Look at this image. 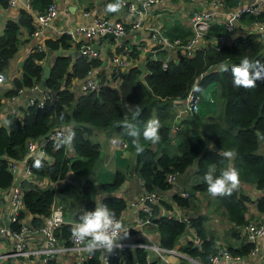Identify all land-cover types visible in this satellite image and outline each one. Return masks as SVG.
Returning <instances> with one entry per match:
<instances>
[{"label": "trees", "instance_id": "trees-1", "mask_svg": "<svg viewBox=\"0 0 264 264\" xmlns=\"http://www.w3.org/2000/svg\"><path fill=\"white\" fill-rule=\"evenodd\" d=\"M51 1L30 0V5L33 11L40 12ZM238 1L223 0L226 6H235ZM120 5V0H109L108 12ZM255 19L264 21V11L242 13L239 21L251 24ZM155 26L171 40L176 37L186 40L191 35L190 28L177 15L170 20L162 19ZM33 29V15L24 8L18 11L17 19H6L0 31V72H4L19 45L27 40L20 38L22 30L31 33ZM226 35L224 25L213 22L206 34V39L210 40L192 54L177 49L176 59H167V51L155 45L146 52L143 64L139 63L141 51L138 45L129 43L127 39L121 40L132 48L129 66L118 76L113 75L114 71L110 74L101 70L97 76L99 88L85 92L79 89V83L102 65L100 55L64 54L72 47H78V43H73L65 33L56 38H46V51L33 48L23 61L21 76L11 78L12 88H7L4 95L16 96L38 84L45 65L49 64L51 71L46 89L51 92V97L42 107L27 104L21 116L11 113L7 126L0 124V192L11 188L13 183L3 157L23 158L28 138H39L61 126L71 129V138L69 143L48 141L46 158L34 156L28 160L34 179L22 183L24 209L20 211L19 218L30 215L31 223L40 225L49 215L57 195L68 194L75 181H79L77 201L67 195L63 201L69 208H76L78 202L80 206L73 212L65 206V218L72 214L71 219L81 224L98 214L121 219L127 201L115 192L131 172L136 174L144 191L159 194L173 185L167 180L168 174L177 178L196 164V174L202 179L193 187V196L192 192H189V198L174 194L173 204L187 207L196 193L207 197L217 190L212 197L215 210L221 211L232 225L224 235L226 245L234 255H249L253 244L241 233L251 220L247 215V205L253 203L258 213L264 214V35L247 32L223 40ZM216 37L219 40L215 42L212 39ZM57 50H62V54L55 56ZM48 54L44 65L42 60ZM223 63L225 65L219 68ZM112 75L118 79L117 86L110 82ZM74 80L79 81L77 85H74ZM193 87L196 92H203L199 109L183 117L177 122V130L172 131L175 106ZM211 93L215 96L214 103L216 99L222 103L221 112L214 118L207 116L215 111L214 103L209 101L211 97L204 99ZM97 129L117 133L127 141L126 150L135 156L133 170L131 161L123 156L122 150L116 152L115 171L98 172L101 144L91 138ZM229 163L234 182L252 184L262 194L252 200L236 185L225 187ZM67 175L73 182L66 178ZM80 177H84L83 183ZM43 180L50 184L41 185ZM222 187L226 189L220 192ZM99 191L106 195L98 202L96 194ZM159 205L160 211L161 208H172L164 200H160ZM205 220L204 215L190 217L189 227L199 241H187L180 250L209 264L210 256L217 249L218 238L207 232L203 224ZM153 223L159 245L167 249L174 248L188 230L186 223L161 213ZM9 227L11 231L19 230L18 223H10ZM60 229V241L69 245L72 226L63 224ZM124 234L136 235L134 230ZM228 238H240L242 241L235 249ZM147 254L142 248H125L110 257L109 264H156L155 261L147 262ZM45 264L59 263L50 259ZM84 264H101V251L95 250Z\"/></svg>", "mask_w": 264, "mask_h": 264}, {"label": "built area", "instance_id": "built-area-1", "mask_svg": "<svg viewBox=\"0 0 264 264\" xmlns=\"http://www.w3.org/2000/svg\"><path fill=\"white\" fill-rule=\"evenodd\" d=\"M9 7H15L19 0H6ZM164 0H121L120 3L126 7L128 13L131 15L130 23H126L122 19H110L101 17L99 15L93 16L89 22H80L68 26L66 29L61 30L57 35L63 33L67 34L73 43H78L77 49L80 54L89 56L100 55L99 48L93 49L92 44L95 42L99 35L106 32L113 33L119 40L116 48L118 52L111 51L108 61V73L118 76L119 73L126 69L130 64L132 48L128 44H123L121 37L126 36L129 29L139 30L145 28L144 19L153 5H160ZM203 8H195L190 11L188 16L187 26L191 30V35L182 40L179 37L169 39L165 36L158 26L152 25L149 30V42H142L137 44L143 58L155 45L167 51L170 57L177 49H180L185 54H192L197 48L204 46L210 39H206L207 30L211 23L223 24L227 34L233 32L234 22H238L242 13L258 14L264 11V0H239L235 6H226L223 0H206ZM24 7L31 11L35 27L31 32V36L41 38L36 42L34 48L38 51H46V46L42 38L44 37V28L49 25L56 17V4L51 1L42 11H33L30 5V0H23ZM86 14V13H85ZM240 22V21H239ZM129 24V27L127 26ZM250 32L264 33V21L255 19L248 24ZM224 40V37L222 38ZM215 42L219 40L218 37L213 38ZM148 49V50H147ZM141 59V55H140ZM165 67L166 64L164 63ZM110 78V82L114 85L118 84L117 77ZM6 80L3 72H0V83ZM100 86L98 77L93 74H88L79 83V89L83 92L96 90ZM31 90H39L38 96H31L28 98V104H34L42 107L49 97L51 92L47 89L40 90L38 84L30 88ZM201 100V94L196 92L195 88H191L185 98L182 100L181 107L177 110L175 119L171 125V130L176 131L179 122L187 114L196 112ZM13 113V112H11ZM128 126V124H126ZM71 138V129L66 126H61L48 131L45 135L39 138H28L25 143L24 157L14 159L10 157H3L6 161L7 168L13 176V183L10 188L8 205L10 212L6 218L5 224L0 226V236L6 235L12 238V246L9 251H0V261L14 258L21 260V264H45L50 259L63 264L66 257L72 256V264H84V262L91 257L95 250L101 251V264H109L110 257L116 256L118 252L125 248H142L146 251H153L158 256L165 253H175L174 248L167 249L156 244H147L144 241H138L132 236H125V232L135 230L136 227L152 224L154 220V212L151 208L144 205L145 198L151 202L159 204L162 198L156 192H142L137 196L135 201L127 203V207H140V212L135 219L134 227L127 228L122 224L120 219L110 217H95L87 223L81 224L76 221H68L65 218L63 205H59L57 199L51 205L49 215L43 218L40 225L31 223V218L27 215L22 219L19 218V213L24 209L22 201V183L25 181H33L34 175L28 160L34 156L46 158V144L50 140H59L69 143ZM113 139V145L120 148L127 146V141L120 136ZM167 180L174 184L176 176L168 174ZM35 181L34 183H36ZM49 185L50 183L43 180L41 185ZM143 189V188H142ZM182 198L188 197L190 194L187 191L178 193ZM178 207V208H175ZM140 213H143L141 216ZM160 213V212H159ZM168 218H174L178 221L187 224L189 229L190 217L185 215L177 205H173L169 212L163 214ZM18 223L19 230L11 231L9 224ZM63 224H70L72 226V233L70 244L65 245L60 241L58 233ZM87 228L86 230H84ZM92 230L98 237L96 241L87 242V231ZM243 236L245 239L252 243L249 255L253 256L257 253L256 243L260 238H264V216L261 219L249 221L242 228ZM99 239V240H98ZM218 245V244H217ZM242 255H234L228 249L226 244L217 246L216 251L210 256L209 264H242ZM146 260L150 263V256L147 254ZM196 264H204L197 259L193 260ZM264 264V261H263Z\"/></svg>", "mask_w": 264, "mask_h": 264}, {"label": "crops", "instance_id": "crops-1", "mask_svg": "<svg viewBox=\"0 0 264 264\" xmlns=\"http://www.w3.org/2000/svg\"><path fill=\"white\" fill-rule=\"evenodd\" d=\"M56 4V17L55 19L49 23L47 27L44 28V37L42 38L43 41H45L46 38H56L58 37V33L61 30L66 29L68 26L80 22H89L93 18V16L100 15L106 16L110 19H122L126 23H130L131 21V15L128 13V10L125 6L122 4L113 11L108 12L107 4L109 3V0H53ZM121 1V0H120ZM206 0H164L162 4L160 5H153L145 19V28L139 29V30H131L129 29L126 36H124L121 40L127 39L129 43H144L149 42V30L147 27L154 24H159L160 21L165 18L169 19L173 15L179 16L183 22L186 24L188 23V16L190 14V11L195 8H203L206 4ZM24 8L23 0H19V3L15 7H9L7 5L6 0H0V31L3 28L4 22L6 19L10 18H16L18 17V11ZM27 10V9H26ZM29 11V10H28ZM31 12V11H29ZM86 13V14H85ZM171 13V14H170ZM32 14V13H31ZM170 14V15H169ZM33 25L35 27V22L33 20ZM234 30L231 33H228L224 39L230 40L231 38L250 32L249 26L246 23L242 22H234ZM261 33V32H260ZM264 35V33H261ZM21 39L27 40L23 43H21L18 47V50L16 53L10 58L8 67L4 70V75L6 76V80L0 83V124L7 126L8 124V115L16 114L18 116L22 115L23 109L27 106V100L31 96H38L39 90H31V89H24L22 90L18 95L8 97L4 95V91L7 88H12V77H18L21 76L22 73V65L25 57L28 55L29 52L34 48V45L36 42L41 38V35L39 37L31 36L30 32H27L26 30H22V32L19 34ZM264 37V36H263ZM97 39L95 40V42ZM119 40L117 38H114L113 40L109 41L106 38L102 39V41L99 44V54L100 58H103V63L101 66H99L97 69H93L92 74L94 77L98 76V73L101 70H106L109 72V61L108 57L110 55V51L115 52L116 46ZM204 45V43H203ZM74 49H77L76 46L72 47L69 51H73ZM106 50V58L107 62L104 59V55L101 53V50ZM177 51H175L171 58L176 59ZM102 55V56H101ZM141 59H139V63L143 64L144 58L143 55L140 53ZM48 56L42 60V63L45 65L48 61ZM47 65V64H46ZM45 65V66H46ZM79 81L74 80V85H77ZM72 83V84H73ZM183 101L181 100L180 103H177L175 106V110L179 109L182 105ZM93 136L99 137V142L101 144V156H100V163H99V169L98 172L100 173H107L109 171H115V158H116V152L123 150V156L127 157L132 164V167L134 168L135 165V156L134 153L131 151L126 150V148H120L118 146L113 145V139L114 137L118 136L117 133H107L101 130H94ZM120 136V135H119ZM228 173L226 176V185L225 187H232L233 185H236V188H239L242 190V192L245 195L250 196V198L253 200L256 197L260 196L262 194V191L256 189V187L252 184H240L234 182L231 175V164L229 163ZM197 166L196 164L191 165L184 173L181 174V179L176 178V182L172 185L170 189H168V193L165 197H162L159 192V196L162 198V200L167 201L170 206L173 207V195L177 193H181L182 191L189 192L190 190H193V187L201 181L202 177L196 174ZM133 174V172H131ZM178 177V176H177ZM129 179V180H128ZM138 184L139 189L134 191H130L135 189V184ZM80 184V183H79ZM78 184V185H79ZM77 185V186H78ZM224 187L220 188L219 191H223ZM142 187L140 185V182L137 181V179H134L133 177H128L119 190L115 192L117 196H122L125 198L127 203L131 201H135L137 196L142 192ZM10 188L5 189L4 191L0 193H4L3 197L0 196V226H3L5 224L6 218L9 215L10 208L8 205L7 197L9 196ZM101 192V191H99ZM217 192V190H216ZM215 192V193H216ZM134 193V194H132ZM212 192L211 194H208L205 199L203 194L196 193L194 195L195 200L190 201L189 205L187 207H179L182 212L187 215L188 217H196L198 215H204L206 217V220L204 221V226L207 229V232L213 233L217 238V244H226L227 240L224 238V235H226L229 228H232V225L227 221L223 213L219 210H215V205L213 204V196L215 194ZM105 193H103L104 195ZM127 194V196L125 195ZM132 194V195H131ZM106 195V194H105ZM193 196V191L192 194ZM102 196L98 197L100 199ZM57 198V197H56ZM99 202V200H98ZM213 205V206H212ZM66 206L68 207L67 203ZM130 207V206H129ZM127 207L121 216V222L124 226L127 228L134 227L135 219L138 218V214L140 212V207L134 206V207ZM175 208H178L175 206ZM248 211L247 215L251 219L249 221L258 220L261 219L264 214H259L256 210L253 203H249L247 205ZM169 212V209L161 208L160 213L166 214ZM30 217V215H28ZM98 217H102L103 215L98 214ZM96 216V217H97ZM219 219V221H218ZM68 221H74L72 219H66ZM85 228L84 230H86ZM134 237H138L139 239H143L144 242L147 244H156L158 243V234L155 231V224H147L138 226L135 228ZM241 233L243 236V232L241 229ZM97 236L93 233L92 230L87 231V242H92L97 240ZM137 238V239H138ZM99 240V239H98ZM187 241H193L194 243H197L199 240L194 234L193 230L189 228L184 235L180 238L179 243L174 247L173 254L171 253H165L162 256H158L155 252L152 251L150 253V261H155L156 264H196L193 260L194 258L190 257L188 254L184 253L180 250V247L185 244ZM228 241L233 246V248H238L239 243L242 241V239H234V238H228ZM12 246V238L10 236H0V251L5 252L9 251ZM160 246V245H159ZM257 246V253L253 256L251 255H245L243 257L242 264H263L264 261V238H260L258 242L256 243ZM4 264H21V260L9 258ZM63 264H72V256L71 254L69 257H66Z\"/></svg>", "mask_w": 264, "mask_h": 264}, {"label": "rangeland", "instance_id": "rangeland-1", "mask_svg": "<svg viewBox=\"0 0 264 264\" xmlns=\"http://www.w3.org/2000/svg\"><path fill=\"white\" fill-rule=\"evenodd\" d=\"M155 25V24H154ZM100 50V49H99ZM148 50V49H147ZM101 53L104 55V59L106 60V62H107V58H106V50H104V49H102L101 50ZM102 56V55H101ZM102 58V57H101ZM102 60H103V58H102ZM225 65V63H223V64H220L219 65V68H221V67H223ZM109 68H111V66H109ZM142 70L143 71H145V68L142 66ZM202 92V91H201ZM203 93V92H202ZM211 97V100L209 99ZM209 99V101L211 102V103H214V98H215V96H214V93H211V96H209V97H206V98H204V99ZM180 103V102H179ZM213 107H214V109H215V111L214 112H210V113H208L207 114V116H211L212 118H214V117H216V116H218V114L221 112V109H222V103H221V101H219V99H216V103H214L213 104ZM198 109H199V107H198ZM197 109V110H198ZM207 119H211V118H207ZM149 129H152V127H149ZM91 138L93 139V140H97V141H100L99 140V137H94L93 136V134H92V136H91ZM115 160H116V158H115ZM116 168V167H115ZM114 168V169H115ZM131 169L133 170V167H131ZM76 176V175H75ZM129 177H133L134 179H137L136 178V174L133 172V174H129ZM67 179H69L70 181H72L71 180V177H70V175H67V177H66ZM77 180H78V176H76L75 177ZM178 179H181V174L177 177ZM109 179H110V177H109ZM74 180V179H73ZM129 180V179H128ZM75 181V180H74ZM83 181H84V177H80V182H82L83 183ZM138 181V180H137ZM73 182V181H72ZM79 184V181H75V185L74 186H72L71 187V189L69 190V192H68V194H66L67 195V197L68 198H72V199H74V201H77V199H78V187L80 186V184ZM78 185V186H77ZM43 186H47V183H46V185H43ZM98 186V185H97ZM137 189H139V186H138V184L136 183L135 184V189H133V190H130L131 192L132 191H134L135 192V190H137ZM190 193L192 192L191 190L189 191ZM103 193L104 192H99V193H97L96 194V198H98V197H100V196H103ZM159 193V192H158ZM167 193H168V191L167 190H164V191H161L160 192V195L162 196V197H165L166 195H167ZM132 194H134V193H132ZM131 194V195H132ZM57 195V194H56ZM66 195H61V194H58L57 195V200H58V202H59V205H63V210H64V212L66 211V208H65V206H66V203L63 201V198L66 196ZM126 196H127V194H125ZM183 198H189V196L188 197H183ZM206 200L207 199H209V198H206V197H204ZM192 200H195V198L194 197H192L191 198ZM70 201H68V203H69ZM80 206V204H79V202L77 203V205H76V208H74V207H67V209H68V211L69 212H73V211H75L78 207ZM213 206V205H212ZM130 208V207H129ZM73 219V215L71 214L70 216H67L66 217V219ZM120 221H121V219H120ZM218 221H219V219H218ZM150 253H152V251H148V254H149V256H150ZM6 261H0V264H4Z\"/></svg>", "mask_w": 264, "mask_h": 264}, {"label": "water", "instance_id": "water-1", "mask_svg": "<svg viewBox=\"0 0 264 264\" xmlns=\"http://www.w3.org/2000/svg\"><path fill=\"white\" fill-rule=\"evenodd\" d=\"M123 37H121V38H123ZM104 38H106L107 40L111 41V40H113L114 38H117V37H115V35L113 33H109V32H106L103 35H99L97 37V41L92 44V48L93 49L99 48V44L102 41V39H104ZM68 53L72 54L73 56L80 55V51L78 49H74L73 51H68L67 53H64V54H68ZM61 54H62V50H57L55 52V56H59ZM50 71H51V67H50L49 64H47L44 67L43 73H42L40 81L38 83V87H39L40 90H45L46 89V81H47V79H48V77L50 75ZM144 205L149 207V208H151L153 210L154 219H156L159 216L160 207H159V205L157 203H153L148 198H145Z\"/></svg>", "mask_w": 264, "mask_h": 264}, {"label": "clouds", "instance_id": "clouds-1", "mask_svg": "<svg viewBox=\"0 0 264 264\" xmlns=\"http://www.w3.org/2000/svg\"><path fill=\"white\" fill-rule=\"evenodd\" d=\"M108 18V17H107ZM145 24V23H144ZM152 25H150L149 27H147V29H149L150 30V27H151ZM206 44V43H205ZM204 44V45H205ZM167 56H168V54H167ZM171 57V56H170ZM170 57H168L167 59H169ZM118 85V84H117ZM117 85H114V86H117ZM200 94H201V97L203 96V93L200 91L199 92ZM200 103L201 102H199V105H200ZM199 107V106H198ZM178 110V109H177ZM177 110H176V112H177ZM127 124V123H126ZM119 136V135H118ZM121 137V136H120ZM127 147V146H126ZM126 147H123V148H126ZM142 188H143V186H141ZM56 199H58V198H56ZM159 205V204H158ZM159 207H160V205H159ZM160 212V211H159ZM148 252V251H147Z\"/></svg>", "mask_w": 264, "mask_h": 264}]
</instances>
